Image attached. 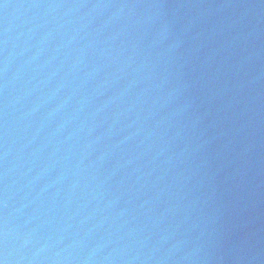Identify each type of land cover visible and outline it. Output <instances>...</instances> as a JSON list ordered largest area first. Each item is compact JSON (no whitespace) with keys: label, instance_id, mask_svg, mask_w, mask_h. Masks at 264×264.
I'll use <instances>...</instances> for the list:
<instances>
[{"label":"water","instance_id":"obj_1","mask_svg":"<svg viewBox=\"0 0 264 264\" xmlns=\"http://www.w3.org/2000/svg\"><path fill=\"white\" fill-rule=\"evenodd\" d=\"M0 264H264V0H0Z\"/></svg>","mask_w":264,"mask_h":264}]
</instances>
